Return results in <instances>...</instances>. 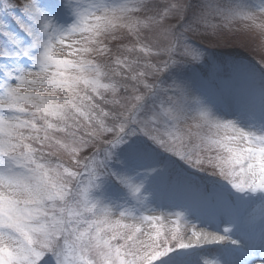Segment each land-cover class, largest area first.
<instances>
[{
    "label": "snow or ice",
    "instance_id": "snow-or-ice-1",
    "mask_svg": "<svg viewBox=\"0 0 264 264\" xmlns=\"http://www.w3.org/2000/svg\"><path fill=\"white\" fill-rule=\"evenodd\" d=\"M257 12L264 0H0V264H153L175 249L159 229L137 246L142 229L122 221L155 228L159 217L145 213L165 182L185 211L218 209L231 218L225 232L237 228L226 187L206 194L180 184L156 150L218 168L238 196L264 197V67L258 76L231 63L243 123L194 75L209 61L197 41L211 36L198 34ZM194 111L198 121L180 127ZM205 128L231 134L209 139ZM194 139L206 157L176 146ZM225 238L242 247L240 264H264V229L248 228L243 246Z\"/></svg>",
    "mask_w": 264,
    "mask_h": 264
},
{
    "label": "rangeland",
    "instance_id": "rangeland-1",
    "mask_svg": "<svg viewBox=\"0 0 264 264\" xmlns=\"http://www.w3.org/2000/svg\"><path fill=\"white\" fill-rule=\"evenodd\" d=\"M19 2V0H16ZM2 3L5 6L15 8L17 4L8 3L2 0ZM174 22V21H172ZM213 24H218V32L213 34L212 32L204 33L200 32L198 35H207L211 36L210 38H205L204 40H198V43H201L203 48L206 49V55L209 58V61L201 64L198 68L194 70V75L197 78L195 81V86L199 87L201 82L205 85L209 95L211 98L215 99L222 108L224 113H228V119H240L241 122H245L244 120V112L243 109L239 106L238 100L236 96L233 94V90L240 86L239 78L234 74L231 63H235L238 65H242L246 67L249 71H254L259 76L261 74V70L257 68L264 67V13L257 12L255 14L254 20H234L229 22L227 25L220 23L217 20L212 21ZM4 43V40L0 38V45ZM218 59V60H217ZM219 61H224V63H220ZM257 67V68H256ZM204 71L206 72L204 74ZM2 79V76H0ZM102 83H109L108 80H102ZM111 94L109 93V96ZM166 107V106H165ZM194 118L189 119L186 124L189 125L195 124L198 121V111H194ZM181 126V125H180ZM158 133L170 143L169 133L173 131V129L168 128L163 121H161L157 125ZM203 134H207L209 139H220L226 134L224 131H217L216 129H203ZM196 145L200 144V141L196 139ZM135 143L137 145L143 143L142 137L135 138ZM176 146L182 152H200L201 155L207 156L208 153L202 150V146L200 148H196L195 150H186L190 147V143L185 142L183 146L176 143ZM234 146H243L234 145ZM219 155L227 156L228 153L224 152L222 149L217 150ZM217 151H214L212 155H216ZM158 156V162L165 167V172L169 177L175 178L179 181L180 184L183 185H193L192 180L197 179L199 176V172L204 174H209L213 178H215L219 185H222L227 188V192L230 195H225L224 199L227 204L236 210L239 219V225L242 227V231H239L235 234L238 237H246L245 229H246V219H255L257 213H262L264 210V206L259 208V205H264V197L260 194H251L249 193L247 198L238 196L235 190L231 189L230 186L226 184L223 177L219 175V169L205 163L202 167L196 168L194 166H189L190 169V178L187 175H177L173 170L175 168L173 159L178 157L171 156L169 153L163 152V150H156ZM168 155L170 158H168ZM238 170V169H237ZM87 184V179L84 181ZM193 187V186H192ZM198 187V186H197ZM194 188V187H193ZM206 187L199 190L205 192ZM147 195V194H145ZM177 196V187L172 182L161 183L158 188V191L154 194L152 198V202L149 203L148 207L151 211L146 212V215H151L154 217H159L158 220L154 221L156 227L153 228L147 223L141 224L139 221L132 220H123L122 223L125 224H134L136 227L142 229L140 233H137L134 242L136 244H146L149 243V236H155L156 230L159 229L163 234V230L175 231V234L170 236L169 238L182 237V242L189 240L190 238L185 237V229L189 231H195L198 226L202 223H208V221L213 220V215H206L205 213L214 212V211H203L200 209H189L185 211L184 207L180 205L176 199ZM123 203V201H119ZM219 212L220 215L223 216V219L226 220L227 224H230V216L223 211L215 210ZM257 212V213H256ZM176 213H181V215L177 216ZM264 217V213L262 214ZM210 217V218H209ZM167 218V222L165 219ZM111 221L115 223L118 216H111ZM243 220V221H242ZM264 223V218L262 220ZM238 225V227H239ZM262 224L257 225L254 228L260 227ZM125 231H128L125 229ZM161 258L153 261V264L159 262Z\"/></svg>",
    "mask_w": 264,
    "mask_h": 264
},
{
    "label": "bare ground",
    "instance_id": "bare-ground-1",
    "mask_svg": "<svg viewBox=\"0 0 264 264\" xmlns=\"http://www.w3.org/2000/svg\"><path fill=\"white\" fill-rule=\"evenodd\" d=\"M263 204L259 205V208L262 207ZM205 225H203L204 227ZM257 232V231H256ZM241 246L246 243V240L239 239ZM224 241L221 237L217 235L210 234L203 230H197L192 232L190 242L186 244L191 245L190 248L191 252V260L194 264H205V261H208L211 264L212 261L215 259H223L226 264H236L240 261L242 247L235 246L230 244L226 248H222L221 244ZM211 252L215 253V257L211 256ZM235 253V254H234ZM228 254L231 257H238V258H224V255ZM261 255L258 253L257 256ZM169 260L160 261L157 264H168Z\"/></svg>",
    "mask_w": 264,
    "mask_h": 264
},
{
    "label": "trees",
    "instance_id": "trees-1",
    "mask_svg": "<svg viewBox=\"0 0 264 264\" xmlns=\"http://www.w3.org/2000/svg\"><path fill=\"white\" fill-rule=\"evenodd\" d=\"M184 127H187V126H182V128H184ZM196 142H197L196 139H194L193 142L190 143V148L194 147L196 145Z\"/></svg>",
    "mask_w": 264,
    "mask_h": 264
}]
</instances>
